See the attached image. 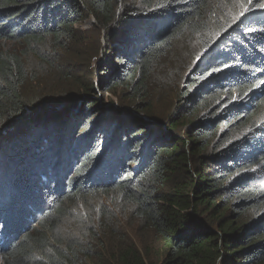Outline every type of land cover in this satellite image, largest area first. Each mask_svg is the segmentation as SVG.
Masks as SVG:
<instances>
[{"label": "trees", "instance_id": "1", "mask_svg": "<svg viewBox=\"0 0 264 264\" xmlns=\"http://www.w3.org/2000/svg\"><path fill=\"white\" fill-rule=\"evenodd\" d=\"M262 3L0 0L4 264H264Z\"/></svg>", "mask_w": 264, "mask_h": 264}, {"label": "rangeland", "instance_id": "2", "mask_svg": "<svg viewBox=\"0 0 264 264\" xmlns=\"http://www.w3.org/2000/svg\"><path fill=\"white\" fill-rule=\"evenodd\" d=\"M94 25H96V20L93 16H90L88 19H86L80 26H78L77 28L85 33H89L93 31V27ZM89 40V43L91 42L92 39L87 38ZM87 43V44H89ZM88 47V46H86ZM89 48V47H88ZM103 60H104V56L103 54L100 56H94L90 62V64H82L81 66L77 67V72L80 74H82L84 76V74H86L87 70H88V77L85 79L88 83L91 81H94L96 83V79H97V75L99 74V70L97 68V66H101L103 64ZM41 68H38L35 65V73L38 76H47V72L48 68L45 65V63H41ZM94 71V72H93ZM89 79V80H88ZM98 99V103L99 106L103 107H110L113 106L115 108H118L120 105V101L118 99V97L113 96L111 94H105V95H100L97 97ZM79 108V106L74 107L73 109H71V111L76 112V110ZM81 108V107H80ZM130 109V108H127ZM147 120V119H146ZM103 205L106 206L109 210L110 209H114L113 206L109 203V201L107 199H103ZM93 214H94V209H92ZM115 212V211H114ZM117 213V212H116ZM115 214V213H114ZM113 217V216H112ZM120 222H119V221ZM119 224H118V223ZM121 224V225H120ZM112 225L114 227L115 232H117L118 234H120L122 237H126L128 238L127 243H135L136 245H144L143 243L146 242V235L145 233L141 235L140 229H138V225L136 223H132L128 213H124V214H117V218L116 220L113 219L112 221ZM113 252L109 251L107 253V255L112 254ZM0 264H4L3 259H2V255H0Z\"/></svg>", "mask_w": 264, "mask_h": 264}, {"label": "snow or ice", "instance_id": "3", "mask_svg": "<svg viewBox=\"0 0 264 264\" xmlns=\"http://www.w3.org/2000/svg\"><path fill=\"white\" fill-rule=\"evenodd\" d=\"M247 3L248 4H251L252 3V0H247ZM259 7L261 8V9H264V3H262V4H259ZM248 9L245 7V4L244 3H241L240 4V12H239V16H243L244 15V13L247 11ZM237 17H233V21H235V19H236ZM216 71H220V69L218 68V69H216ZM261 84H264V81H261L260 82ZM254 171V170H253Z\"/></svg>", "mask_w": 264, "mask_h": 264}]
</instances>
